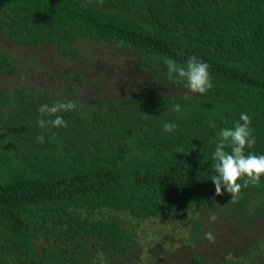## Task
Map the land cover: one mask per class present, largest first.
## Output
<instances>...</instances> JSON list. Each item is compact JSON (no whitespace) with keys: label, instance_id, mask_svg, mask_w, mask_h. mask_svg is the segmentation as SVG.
<instances>
[{"label":"trees","instance_id":"1","mask_svg":"<svg viewBox=\"0 0 264 264\" xmlns=\"http://www.w3.org/2000/svg\"><path fill=\"white\" fill-rule=\"evenodd\" d=\"M0 32L69 56L79 54L78 36L113 42L136 50L158 81L185 87L116 96L95 87L86 102L32 83L0 87L1 263L126 264L99 259L134 240V225L102 214L110 209L145 217L218 202L242 223L264 216V176L247 187L239 180L235 203L211 181L219 131L242 123V113L256 139L245 154H264V0H0ZM193 55L209 66L205 94L164 63L186 67ZM13 69L0 48V71ZM57 100L76 104L57 113L67 127L42 129L40 106ZM165 122L178 127L165 132ZM261 252L252 244L244 256L207 259L191 250L184 264H256Z\"/></svg>","mask_w":264,"mask_h":264},{"label":"rangeland","instance_id":"2","mask_svg":"<svg viewBox=\"0 0 264 264\" xmlns=\"http://www.w3.org/2000/svg\"><path fill=\"white\" fill-rule=\"evenodd\" d=\"M79 54L69 56L56 51L51 44L19 43L0 32V48L9 52L12 71H0V87L18 82L49 88L58 95L89 101L95 87L102 95L116 96L139 92H165L184 86L158 81L139 67L137 51L113 42H97L86 36L73 40ZM70 82L71 88H68ZM126 224L134 225V240L123 251L98 252L102 262L126 264H184L193 250L207 259L222 255H246L252 244L261 254L254 255L256 264L264 257V216L251 215L242 223L236 215L221 208L218 202L206 203L192 210L184 209L153 216L136 217L117 209L105 210ZM215 215L217 220L210 221ZM196 220L199 225H192ZM195 227H198L195 230ZM211 231L215 242L204 238ZM0 264H4L1 263Z\"/></svg>","mask_w":264,"mask_h":264},{"label":"clouds","instance_id":"3","mask_svg":"<svg viewBox=\"0 0 264 264\" xmlns=\"http://www.w3.org/2000/svg\"><path fill=\"white\" fill-rule=\"evenodd\" d=\"M164 63L167 65L169 74H176L181 81H186V87L192 93L205 94L212 87L208 71V64L199 60L196 56H191L186 67L177 66L176 62L170 58H165ZM187 98V97H185ZM76 108L73 101L63 102L57 100L53 105H41L39 108L40 118L37 124L42 128H47L49 125L54 128L67 127V121L63 116L57 115L60 112L72 111ZM176 112L180 111V105L176 104L173 107ZM47 114L54 119L45 120L43 116ZM240 121L237 122L234 128H222L219 131V138L216 143L215 151L212 154L213 169L216 175L211 177V181L215 185V195L221 196L224 190L231 194V202L235 203L238 193L242 185L238 183L243 180V186L249 184L257 185L260 178L264 176V154H245V147L253 148L256 144L255 136L252 135L250 128L251 119L246 113H242ZM215 128L213 122L210 125ZM178 125L165 122L163 130L165 132H173ZM43 134L37 136V141L44 142ZM227 148L231 152L226 151ZM217 220L215 215L210 216V221ZM204 238L209 242L214 243L215 237L211 231L204 233Z\"/></svg>","mask_w":264,"mask_h":264}]
</instances>
